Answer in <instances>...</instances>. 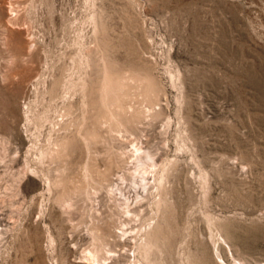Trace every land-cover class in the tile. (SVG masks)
I'll list each match as a JSON object with an SVG mask.
<instances>
[{
	"label": "rangeland",
	"instance_id": "obj_1",
	"mask_svg": "<svg viewBox=\"0 0 264 264\" xmlns=\"http://www.w3.org/2000/svg\"><path fill=\"white\" fill-rule=\"evenodd\" d=\"M99 241L264 264V0H0V264Z\"/></svg>",
	"mask_w": 264,
	"mask_h": 264
},
{
	"label": "bare ground",
	"instance_id": "obj_2",
	"mask_svg": "<svg viewBox=\"0 0 264 264\" xmlns=\"http://www.w3.org/2000/svg\"><path fill=\"white\" fill-rule=\"evenodd\" d=\"M91 54V53H90ZM80 55V54H79ZM95 55V54H94ZM78 57H80V56H78ZM83 58V57H82ZM92 58V57H91ZM84 59V58H83ZM90 61V60H89ZM92 61V60H91ZM73 67V66H72ZM94 68V67H93ZM70 70V69H69ZM68 73V72H67ZM69 74V73H68ZM69 78V77H68ZM84 78V77H83ZM74 79V78H73ZM85 79V78H84ZM81 80H83V79H81ZM68 81V80H67ZM67 83V82H66ZM73 86V85H72ZM76 87V86H75ZM85 87V86H84ZM69 88V87H68ZM72 90V89H71ZM79 93V92H78ZM81 93V92H80ZM68 94V93H67ZM75 95V94H74ZM64 96V95H63ZM62 97V96H61ZM67 97V96H66ZM74 97V96H73ZM66 99V98H65ZM71 99H72V97H71ZM76 100V99H75ZM67 102V101H66ZM78 102V101H77ZM83 108V107H82ZM87 112V111H86ZM94 116V115H93ZM95 120V119H94ZM151 152V151H150ZM145 156L146 157H150L151 158V155L149 154V153H146L145 154ZM153 164V163H152ZM157 172V171H156ZM149 177V176H148ZM144 180V179H143ZM158 204V203H157ZM152 222V221H151ZM154 222V221H153ZM155 225V224H154ZM155 229V228H154ZM95 231V230H94ZM149 231L151 232V230L149 229ZM154 231V230H153ZM101 232V231H100ZM148 233V232H147ZM152 233V232H151ZM105 235V234H104ZM95 236V235H94ZM145 237V236H144ZM95 238V237H94ZM102 238V237H101ZM152 237H150V236H147V239L146 240H144V242H145V251H147L146 253H148V251H149V253L151 252L150 250L153 248V246L154 245H156L155 244V242H152ZM95 240V242L97 241V240H101V241H103L104 242V240H102V239H100V237L99 236H97V240L96 239H94ZM101 241H99L100 242V244H98L94 249H89L88 251H89V254H88V257H91V259L93 260H95V261H97V264H105L106 262H105V260L104 259H106V255H105V249L107 248L106 246H105V242L103 243V242H101ZM143 242V243H144ZM108 243V242H107ZM96 245V244H95ZM108 246V245H107ZM143 246V245H142ZM94 247V246H93ZM158 247V246H157ZM157 247H156V249H157ZM154 249V248H153ZM114 250V249H113ZM117 250V249H116ZM155 250V249H154ZM107 252H109V251H107ZM114 252V251H113ZM108 254V253H107ZM111 254V253H110ZM151 254V253H150ZM145 255H147V254H145ZM149 255V254H148ZM147 257V256H146ZM84 258V257H83ZM149 258H150V256H149ZM115 259H117L116 257H115ZM95 261H94V263H95ZM107 261V260H106ZM109 263V262H108ZM116 264V263H115Z\"/></svg>",
	"mask_w": 264,
	"mask_h": 264
}]
</instances>
